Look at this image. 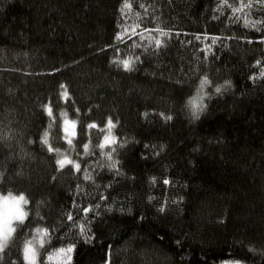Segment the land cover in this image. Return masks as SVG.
I'll return each mask as SVG.
<instances>
[{"label": "trees", "instance_id": "1", "mask_svg": "<svg viewBox=\"0 0 264 264\" xmlns=\"http://www.w3.org/2000/svg\"><path fill=\"white\" fill-rule=\"evenodd\" d=\"M127 2L0 0V194L28 200L0 264H264V3Z\"/></svg>", "mask_w": 264, "mask_h": 264}, {"label": "snow or ice", "instance_id": "2", "mask_svg": "<svg viewBox=\"0 0 264 264\" xmlns=\"http://www.w3.org/2000/svg\"><path fill=\"white\" fill-rule=\"evenodd\" d=\"M259 3H264V0H258ZM225 3H227V0H225ZM251 2L248 4H244L243 0H241V8H234L233 12L236 11H241L244 7L250 8ZM131 5L125 0V4L122 8V11L124 8H130ZM143 7V5H141ZM156 31H159L162 36H168L169 33L164 32L162 29L157 28ZM127 32V30H125ZM131 38V37H129ZM117 40L120 42H123V35L118 34L117 35ZM213 42H215V38H213ZM156 46L160 47L161 46V41L156 40L155 41ZM134 46H139V45H134ZM139 59V57H136L135 60L132 58L128 59H118L114 60L113 63H116L118 66H122L125 71H132L134 69V64L135 62ZM259 63V62H258ZM264 75V73H262ZM209 83V81L205 78L204 80L201 81V86L200 88L203 89L204 85ZM62 88H64L63 85H61ZM221 89L219 87L216 88V92H220ZM199 93V90H198ZM62 97L65 99V101L68 100V93L67 89L65 88L64 92L61 94ZM189 104L192 107V113L195 118H199V113H201L204 110V105H203V97L200 96L199 94L197 97H194L189 100ZM45 110L48 114L49 117L52 118V121H55V117L53 116V111L52 107L50 105H45ZM77 112H79V109H76ZM61 117H63V131L65 133L64 139L68 143L70 147L73 146V137H75L76 132V123L77 121L75 120H69L68 119V113L67 111L61 112L60 113ZM163 115V114H162ZM166 119H171V117H165ZM53 126V123L50 122L49 128ZM95 124H89L88 128L92 129L95 128ZM115 125L112 123L111 120L108 121L107 128H108V135L104 137V143H101L98 145L99 148L104 149L106 146H109L112 143H115V138L111 137V129L114 128ZM71 129V131H70ZM101 132L104 131V129H100ZM41 142L47 146L49 152H56L58 156L61 158L57 159L56 163L59 166L60 169H63L66 165L70 164L72 165L77 172L81 171V167L79 163H76L72 160H70L67 156H65L63 153L60 152L59 148H54L50 143H49V133L47 130L43 133V136L41 138ZM85 153H89V145L85 144L84 146ZM114 151V149H113ZM109 158H111V153H107ZM114 166V165H113ZM85 179H91V176L88 175L87 173L85 174ZM167 183V181H165ZM28 200L25 198L24 195H19V196H13L11 193L8 194V196L5 197H0V251H2L5 247H7L8 242L12 239L13 233L16 231V227L19 226V224H23L25 218L27 217L28 213L23 211L22 205L27 204ZM163 210V209H162ZM89 211V209H85V212ZM68 219H72L71 215H69ZM14 221L18 222L16 226H14ZM83 230V228H82ZM38 233L43 232V234L46 236L47 229H37L36 230ZM33 242L28 241L26 243V246L24 248V259L28 261V264H36V257H37V251L33 248L32 246ZM44 241L41 239L40 241V246L43 247ZM73 249L69 247L68 249H59L58 252L60 254L64 253H70L72 252ZM49 260L52 259L51 256L48 257ZM70 259V257H69Z\"/></svg>", "mask_w": 264, "mask_h": 264}, {"label": "rangeland", "instance_id": "3", "mask_svg": "<svg viewBox=\"0 0 264 264\" xmlns=\"http://www.w3.org/2000/svg\"><path fill=\"white\" fill-rule=\"evenodd\" d=\"M62 127H63V125H62ZM70 131H71V129H70ZM75 132H76V128H75ZM111 137H112V136H111ZM5 196H8V195L0 194V197H5ZM22 209H23V211H25L23 205H22ZM13 223H14V226H16V225L18 224V222H16V221H14ZM13 234H14V233H13ZM9 242H10V241H9ZM9 242H8V244H9ZM32 246H33V248H34L35 250L37 249V245H36L35 243H33ZM54 253H55V259H57L58 261H60V263L64 261V259H65L66 256H65L64 258H59V256H58L59 252L56 251V252H54ZM106 264H110V262L108 261V262H106ZM220 264H241V263L238 262V261H234V260H226V261H223V262L220 263Z\"/></svg>", "mask_w": 264, "mask_h": 264}]
</instances>
